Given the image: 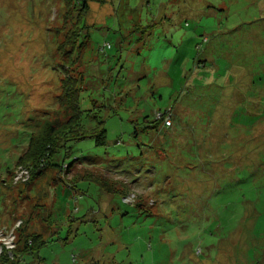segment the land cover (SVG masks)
Segmentation results:
<instances>
[{
    "label": "rangeland",
    "instance_id": "obj_1",
    "mask_svg": "<svg viewBox=\"0 0 264 264\" xmlns=\"http://www.w3.org/2000/svg\"><path fill=\"white\" fill-rule=\"evenodd\" d=\"M86 1L82 54L66 71L104 143L67 141L52 159L61 167L28 183L16 158L58 107L54 31L77 10L0 0V254L264 264V0ZM164 112L172 125L144 127ZM41 236L22 255L25 237Z\"/></svg>",
    "mask_w": 264,
    "mask_h": 264
},
{
    "label": "trees",
    "instance_id": "obj_2",
    "mask_svg": "<svg viewBox=\"0 0 264 264\" xmlns=\"http://www.w3.org/2000/svg\"><path fill=\"white\" fill-rule=\"evenodd\" d=\"M65 8H69L71 11L75 8L77 10L76 19L65 28L60 24L57 30L54 31L55 35L58 37L61 35L60 42L57 44V53L60 54L61 60L63 61L60 66V71L63 73V77L59 79V90L56 96L57 109L51 116L38 123L37 127L30 133L25 149L17 156L16 164L18 165H29L31 172L27 182L30 183L37 179L38 175L43 173L44 170L50 168V166L61 167V163L54 162L53 158L59 151V149L66 144L69 140H79L87 137H94L96 144H103L105 138V128L99 124H102V120H98L95 126H86L83 122V118H93L90 115L91 110L82 109L81 94L84 88H81L79 82L82 81L81 77H73L68 74L66 70L70 68V64L75 62L74 59L79 60L82 51L79 49L80 45L83 44L80 41L82 37V30L84 28V14L88 9V4L86 0H61ZM69 18L70 15L64 13L63 22ZM86 35H84L83 40ZM65 46H69V49H64ZM77 47V51L73 48ZM62 48L64 49L62 51ZM60 52V53H59ZM80 77V78H79ZM58 113L61 114L62 119H60ZM167 113V112H166ZM47 115V114H46ZM171 115V114H170ZM165 113H162L158 118L154 117V120L148 125L145 124L144 127L153 128L158 123L163 121ZM172 118V116H170ZM152 124V125H151ZM154 124V125H153ZM99 125V126H97ZM172 125V124H170ZM169 125V126H170ZM36 238L24 239V249L22 250V255L25 253L32 252L34 248L41 246L44 243L42 236L40 239L34 240ZM36 243V245H35ZM35 245L36 247H33ZM10 250L2 249L0 254V264H16L17 260L9 258L7 253ZM13 257L16 254L12 250ZM15 253V254H14Z\"/></svg>",
    "mask_w": 264,
    "mask_h": 264
},
{
    "label": "built area",
    "instance_id": "obj_3",
    "mask_svg": "<svg viewBox=\"0 0 264 264\" xmlns=\"http://www.w3.org/2000/svg\"><path fill=\"white\" fill-rule=\"evenodd\" d=\"M105 46L106 47H109L110 45H109V43H105ZM165 113V116L163 117L164 119H163V125L164 126H169L170 124H171V117H170V114L169 113H166V112H164ZM167 114H169V115H167ZM160 115H162V114H160ZM160 115H158V117L160 116ZM26 171H28V170H25V172Z\"/></svg>",
    "mask_w": 264,
    "mask_h": 264
}]
</instances>
